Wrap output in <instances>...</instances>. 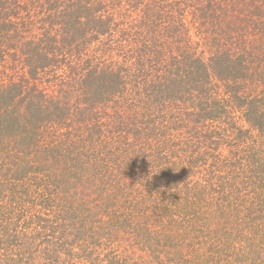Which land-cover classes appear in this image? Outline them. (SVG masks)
Wrapping results in <instances>:
<instances>
[{
	"label": "trees",
	"instance_id": "trees-1",
	"mask_svg": "<svg viewBox=\"0 0 264 264\" xmlns=\"http://www.w3.org/2000/svg\"><path fill=\"white\" fill-rule=\"evenodd\" d=\"M0 264H264V0H0Z\"/></svg>",
	"mask_w": 264,
	"mask_h": 264
},
{
	"label": "rangeland",
	"instance_id": "rangeland-1",
	"mask_svg": "<svg viewBox=\"0 0 264 264\" xmlns=\"http://www.w3.org/2000/svg\"><path fill=\"white\" fill-rule=\"evenodd\" d=\"M55 72L56 71L49 69L46 74L42 73V77H41L42 79L41 80H43V85L45 84L46 86H53L52 82H55L59 78L58 75L56 77ZM48 88H50V87H48ZM172 243L175 245L174 242H172ZM172 243H170L169 245L171 246Z\"/></svg>",
	"mask_w": 264,
	"mask_h": 264
}]
</instances>
